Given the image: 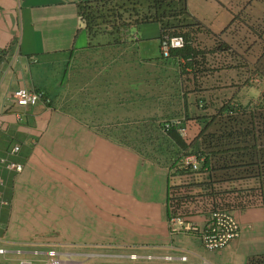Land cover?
I'll return each mask as SVG.
<instances>
[{
    "label": "crops",
    "instance_id": "crops-1",
    "mask_svg": "<svg viewBox=\"0 0 264 264\" xmlns=\"http://www.w3.org/2000/svg\"><path fill=\"white\" fill-rule=\"evenodd\" d=\"M78 1L0 0V158L22 168L0 167L6 203L0 205V264H41L49 249L82 264H246L263 255L255 180L217 184L210 192L235 208L239 236L225 248L206 252L194 236L168 234L166 195L176 163L142 151L141 128L173 118L164 99L169 93L162 100L159 94L173 89L162 82L176 81L179 72L171 66L160 72V53L139 52V29L157 24L135 27L127 42L97 45L82 28ZM223 1L226 12L215 20L216 10L198 15L186 7L202 27L192 29L188 45L205 56L212 49L216 62L224 47L233 48L238 54L230 59L244 66L201 78L193 73L197 61L189 67V58L177 59L186 79L174 121L185 129L186 144L224 103L252 112L264 97V1ZM228 79L232 86L223 84ZM17 88L43 91L49 102L16 106ZM199 183L186 185L191 200L206 196Z\"/></svg>",
    "mask_w": 264,
    "mask_h": 264
},
{
    "label": "trees",
    "instance_id": "trees-1",
    "mask_svg": "<svg viewBox=\"0 0 264 264\" xmlns=\"http://www.w3.org/2000/svg\"><path fill=\"white\" fill-rule=\"evenodd\" d=\"M76 9L87 39L97 45L115 46L127 42L135 27L157 24L158 40L163 36L181 35L185 41L182 49L170 51L167 58L161 57L160 66L167 64L183 74L177 62L179 57L189 58V67L197 61L199 54L195 52L198 51L188 42L192 29L202 27L187 14L185 0H80ZM174 83L179 86L178 93L183 95L181 78ZM258 105V110L251 112L247 106L224 103L189 144L180 137L177 126L165 128L166 122H160L156 127L163 140L174 149V158L170 160L173 165L183 154L202 158L200 171L207 173V188L212 190L215 184L235 181H257L256 194L264 217V97ZM246 264H264V254L249 258Z\"/></svg>",
    "mask_w": 264,
    "mask_h": 264
},
{
    "label": "built area",
    "instance_id": "built-area-1",
    "mask_svg": "<svg viewBox=\"0 0 264 264\" xmlns=\"http://www.w3.org/2000/svg\"><path fill=\"white\" fill-rule=\"evenodd\" d=\"M185 46L184 38L181 35L163 36L158 40V50L162 58H167L170 51L180 50ZM1 55V50H0ZM11 98L16 106H34L38 103L48 104L49 100L44 95L43 91L17 88ZM175 125L180 137H184L185 129L179 125L178 121L164 123V127ZM1 131V128H0ZM17 146L10 149V154L16 153ZM201 157L195 154H183L179 157L173 168V173H170L169 185L166 195L167 232L170 236L183 234L196 237L201 245V248L206 252H216L225 248L231 241L239 236V225L234 216L235 208L230 206L228 202L217 200L210 195L206 185L209 183L207 173L200 171ZM0 167L11 173H19L21 165L11 162L6 158H0ZM181 179L178 181V186L174 184L175 178ZM197 182L205 186L206 196L191 200L189 197V186L192 187ZM2 179L0 177V187ZM217 184L213 185L212 191L216 189ZM4 201H0V205H5ZM195 204V205H193ZM199 207V209L197 208ZM196 208V209H195ZM202 215L201 222H196L192 219L193 215ZM3 250L0 249V254ZM131 259L135 255L130 256ZM147 258H150L149 256ZM165 260H170L169 256L164 257ZM180 257V260H184ZM17 264H32L29 260L21 259ZM41 264H82L81 262L72 260L70 256H60V254L52 249L44 252V258Z\"/></svg>",
    "mask_w": 264,
    "mask_h": 264
},
{
    "label": "rangeland",
    "instance_id": "rangeland-1",
    "mask_svg": "<svg viewBox=\"0 0 264 264\" xmlns=\"http://www.w3.org/2000/svg\"><path fill=\"white\" fill-rule=\"evenodd\" d=\"M204 3H205V0H185L186 7L191 12H195L198 15H200L201 12L203 11L209 12V11L216 10V14L210 16L214 18V20L219 19L221 17V14L224 15V13L226 12L227 3L224 2L223 0H219V2L217 0H210V2H208L206 5ZM226 17H227V14H225V18ZM157 37H158V26L157 25H147L146 27L139 29V37H138L139 47L138 48H139L140 54L143 55L142 57L144 56L148 58H158L159 57L158 45L155 43V39H153ZM196 50L198 51V52H195L196 55H198L199 52L203 51V50H199L198 48ZM214 51L217 52L216 49H214ZM204 52L206 53V56L203 53H200L198 55L197 65L194 67V71H193L194 74L199 75V77L201 78L205 76H210L216 71L219 72V71L231 69L233 66H236L235 68L237 69L241 65L244 66V64H234L232 60L230 59L233 56V54L237 53L233 48H231L230 51L225 52L224 50V52H222L223 54H226V55H223L222 53H220L223 56H220V60L218 62H216L217 61L216 58L213 57L214 52L212 49L206 50ZM211 57L213 58L212 62L214 61L213 64L210 62ZM166 66L168 65L165 64L163 65V67L162 66L159 67L160 72H162V70L165 71ZM180 68L182 69V66ZM169 69L171 70L170 66H169ZM179 76L182 80L181 86L183 87V81L186 79V76L185 75L183 76L182 73H179ZM174 81L175 80H169V79L163 80L162 86H167L170 84L173 89L170 88V90L166 91L165 93L159 94V98L162 100L161 97L164 96L166 93H169L168 95L164 96L165 97L164 99L165 100L167 99L169 101L168 106L174 107L173 113L175 111V113L172 115L173 118H171V120L164 121L166 123L167 122L170 123L174 121L176 118L177 119L179 118L178 111L180 110L178 106L179 104H181V99L183 98L182 94L178 93L179 86L173 87L175 86L174 84H172ZM223 84L224 85L229 84L230 86H232L231 79L230 80L228 79V81H226V83H223ZM183 95H184V92H183ZM179 97H180V102L176 104L177 101L179 100ZM164 105L165 104H161V106H164ZM132 133H133V129L127 132V134H132ZM141 137L143 139V143L141 144L142 151L146 149L150 151L152 154H154L156 158L159 157L160 160L167 159L169 160V162L172 158H174L173 157L174 149L163 140L162 135L157 130L156 125L149 124L148 127L141 128Z\"/></svg>",
    "mask_w": 264,
    "mask_h": 264
}]
</instances>
